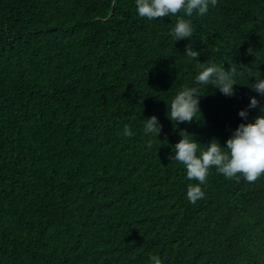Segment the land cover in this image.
<instances>
[{
    "label": "trees",
    "instance_id": "1",
    "mask_svg": "<svg viewBox=\"0 0 264 264\" xmlns=\"http://www.w3.org/2000/svg\"><path fill=\"white\" fill-rule=\"evenodd\" d=\"M182 14L148 20L135 0H0V264H264V175L212 168L190 203L196 181L169 159L181 137L166 114L199 61L242 65L235 96L199 86L201 113L179 125L201 147L226 144L264 75V0H218L175 42ZM152 115L158 137L143 132Z\"/></svg>",
    "mask_w": 264,
    "mask_h": 264
},
{
    "label": "clouds",
    "instance_id": "2",
    "mask_svg": "<svg viewBox=\"0 0 264 264\" xmlns=\"http://www.w3.org/2000/svg\"><path fill=\"white\" fill-rule=\"evenodd\" d=\"M115 2V0H113ZM218 0H135L138 16L155 20L165 16L183 13L176 20L170 30V36L177 42L190 39L194 34V27L190 19L193 14L203 16L209 12L210 6H215ZM187 17V19L185 18ZM250 49V48H249ZM248 49V51H249ZM249 53H252L249 51ZM185 54L192 60H197L200 51L191 46L186 48ZM253 54V53H252ZM230 67L219 65L211 59L198 62L197 73L191 86H184L167 102V117L173 122L174 131L181 137L172 146L169 159L180 162L185 169L189 183L186 197L190 203H196L205 195L202 186L206 183L209 170H215L226 178H243L247 182H254L264 175V75L253 76L248 87L256 95L250 97V103L239 111L243 121L236 127L225 145L213 138L209 143L201 144L188 130L179 127L182 123H191L197 119L200 111L199 86H214L222 95L235 96L236 85L243 75L244 66L229 61ZM259 109V114L249 118L250 110ZM162 124L156 115L145 118L143 132L147 135L159 136ZM125 136L130 134V128H123ZM174 149V151H173ZM146 264H164L159 254H151Z\"/></svg>",
    "mask_w": 264,
    "mask_h": 264
}]
</instances>
